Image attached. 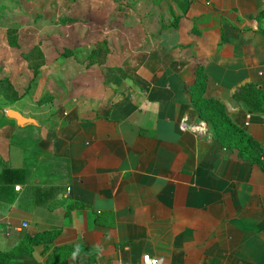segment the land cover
Returning <instances> with one entry per match:
<instances>
[{"label": "crops", "instance_id": "1", "mask_svg": "<svg viewBox=\"0 0 264 264\" xmlns=\"http://www.w3.org/2000/svg\"><path fill=\"white\" fill-rule=\"evenodd\" d=\"M184 1L164 23L155 1L135 6L128 74L99 94L45 100L33 73L26 94L10 79L21 99L0 106V254L34 240L10 264H264V172L190 98L203 65L207 97L264 147V113L233 100L248 83L264 91V0Z\"/></svg>", "mask_w": 264, "mask_h": 264}, {"label": "rangeland", "instance_id": "2", "mask_svg": "<svg viewBox=\"0 0 264 264\" xmlns=\"http://www.w3.org/2000/svg\"><path fill=\"white\" fill-rule=\"evenodd\" d=\"M145 1L0 0V80L18 78L15 85L23 94L28 93L32 72L25 55L40 47L46 64L37 82L51 93L45 94V100H51V95L57 98L52 100H59V96L69 100L70 93L85 90L99 94L107 86L118 84L128 74L122 63L137 50L136 36L130 32L139 24L133 18L135 6ZM149 1H155L156 9L152 10L164 23L163 11L168 13L171 1L177 0ZM181 1L185 9L187 3ZM73 18L78 20L69 22ZM8 30H17L18 48L9 45ZM126 37H130V49L125 47ZM5 91L0 82L2 108L14 104L4 97Z\"/></svg>", "mask_w": 264, "mask_h": 264}, {"label": "trees", "instance_id": "3", "mask_svg": "<svg viewBox=\"0 0 264 264\" xmlns=\"http://www.w3.org/2000/svg\"><path fill=\"white\" fill-rule=\"evenodd\" d=\"M188 8L189 4L186 6V11ZM179 20L180 18L174 16L172 26L176 27ZM256 20L259 22L264 20V10L257 15ZM73 21H76V19H71L69 22ZM262 29L264 32V23ZM16 34L17 30H8V42L13 48L19 47ZM25 59L34 78L38 77L41 68L45 64L44 54L40 47H35L29 54L25 55ZM193 71L196 80L193 87L190 88V98L199 120L206 122L212 128L214 137L220 145L236 150L240 159L248 161L264 172V147L234 123L224 104L214 98L207 97L209 78L206 68L199 64L195 66ZM0 82L5 87L6 91L3 95L7 100L15 103L21 99L10 79H3ZM233 100L239 108L247 112L264 113V91L253 83L239 87L233 95ZM8 173L14 172L8 170ZM33 244L34 240L26 237L14 250L0 254V264H10L19 255L31 252L29 248Z\"/></svg>", "mask_w": 264, "mask_h": 264}, {"label": "built area", "instance_id": "4", "mask_svg": "<svg viewBox=\"0 0 264 264\" xmlns=\"http://www.w3.org/2000/svg\"><path fill=\"white\" fill-rule=\"evenodd\" d=\"M26 227V225H24ZM143 264H159L157 259L146 257L143 259Z\"/></svg>", "mask_w": 264, "mask_h": 264}, {"label": "water", "instance_id": "5", "mask_svg": "<svg viewBox=\"0 0 264 264\" xmlns=\"http://www.w3.org/2000/svg\"><path fill=\"white\" fill-rule=\"evenodd\" d=\"M9 115L12 116V117H17V115L15 113H13V112H10Z\"/></svg>", "mask_w": 264, "mask_h": 264}]
</instances>
